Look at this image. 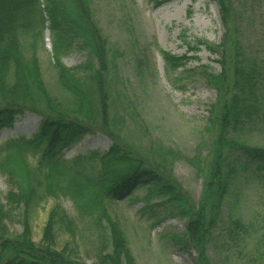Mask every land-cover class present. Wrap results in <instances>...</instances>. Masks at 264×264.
Instances as JSON below:
<instances>
[{
  "label": "trees",
  "instance_id": "1",
  "mask_svg": "<svg viewBox=\"0 0 264 264\" xmlns=\"http://www.w3.org/2000/svg\"><path fill=\"white\" fill-rule=\"evenodd\" d=\"M167 1L154 0V5ZM233 1L216 0L226 33L229 24L236 21ZM45 27L56 72L55 92L43 78L37 53ZM226 41L225 34L219 44L202 43L217 54L220 69L213 73L204 67L201 71L216 91L209 125L217 134L210 172L196 205L164 166L123 143L112 128L107 38L93 18L90 0H0V129L11 126L14 117L25 112L39 118L38 128L30 137L0 144V173L9 187L5 194L8 209L0 203V264H85L78 256L77 243L71 240L77 222L95 234L96 257L91 264H136L118 221L109 212L112 201L133 195L135 188L144 189L142 208L156 219L159 216L153 206H167L168 213L185 220L181 241L194 250L195 264H215L208 251L219 222L225 219L224 246L247 231L237 214L227 213L222 219L236 173L254 164L256 173L264 176V148L229 136L260 111L257 97L251 102L244 94H253L255 69L243 67L234 40L229 46L232 59L226 60V67ZM71 50L82 52L84 59L65 66L60 58ZM161 55L170 68L185 64L184 55L165 50ZM92 132L108 136L112 140L109 148L63 157L66 147ZM60 196L71 200L76 218L59 204L53 205L40 240L35 242L32 209ZM153 199L154 204L150 203ZM15 207L22 209V230L12 234L5 221L8 210ZM60 233H66L70 240L59 245Z\"/></svg>",
  "mask_w": 264,
  "mask_h": 264
},
{
  "label": "rangeland",
  "instance_id": "2",
  "mask_svg": "<svg viewBox=\"0 0 264 264\" xmlns=\"http://www.w3.org/2000/svg\"><path fill=\"white\" fill-rule=\"evenodd\" d=\"M90 4L93 18L107 38L112 128L123 143L164 166L197 205L210 172L217 134L216 128L209 125L211 105L217 102L216 91L201 71L204 67L213 73L220 69L217 54L210 53L202 43L219 44L226 34V67V60L232 59L229 46L234 40L243 67L247 71L251 66L255 69L253 94H244L251 102L257 97L260 112L229 136L264 148V0H234L236 21L229 24L227 33L216 0H169L157 7L154 0H90ZM42 36L43 41L37 46L41 71L47 86L55 92L56 72L47 27ZM161 50L184 55L185 64L168 67ZM83 59L84 54L77 50L60 58L65 66ZM38 125L39 118L34 114H18L11 126L0 129V144L11 138L30 137ZM111 142L101 132L87 133L66 147L63 157L70 159L91 150H106ZM253 168L251 164L250 168L238 170L232 193L222 208V219L227 213L237 214L247 231L239 239H229L224 246L225 219L219 222L208 251L215 264H264V176ZM8 188L0 173V203L5 208ZM143 194V188H135L133 195L109 204V212L118 221L136 264H195L194 250L181 241L185 220L168 213L167 206H153L159 216L156 219L142 208ZM55 204L76 218L67 197L40 202L30 214L35 242L40 240L47 213ZM8 215L5 224L9 232L19 233L22 209L15 207L8 210ZM77 225L71 240L77 243L82 261L91 264L96 257L95 234L86 224ZM68 238L66 233H60L59 245Z\"/></svg>",
  "mask_w": 264,
  "mask_h": 264
}]
</instances>
